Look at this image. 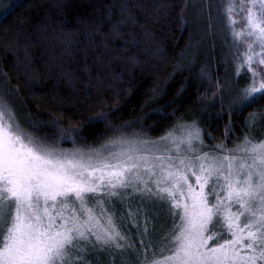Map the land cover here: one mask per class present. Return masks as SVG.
I'll return each mask as SVG.
<instances>
[{"label": "snow or ice", "instance_id": "6c2138e0", "mask_svg": "<svg viewBox=\"0 0 264 264\" xmlns=\"http://www.w3.org/2000/svg\"><path fill=\"white\" fill-rule=\"evenodd\" d=\"M18 7L0 12V22ZM220 7L235 73H250L229 103L243 109L264 99V0ZM15 94L0 88V264H93L92 256L129 250L135 264H264V138L245 133L232 147L205 150L192 122L156 140L133 134L77 145L76 127H60L59 139L36 134L42 123L20 119ZM249 119L255 126L264 110ZM105 120L104 112L89 118ZM146 203L164 205L171 219L155 242Z\"/></svg>", "mask_w": 264, "mask_h": 264}, {"label": "trees", "instance_id": "16d2710c", "mask_svg": "<svg viewBox=\"0 0 264 264\" xmlns=\"http://www.w3.org/2000/svg\"><path fill=\"white\" fill-rule=\"evenodd\" d=\"M191 1L8 0L0 12L14 2L21 7L0 22V82L15 89L11 99L20 119L41 122L36 134L54 139L60 127H76L75 142L85 146L118 132L159 137L190 118L209 144L242 139L264 99L229 107L250 73H235L221 0H201L200 31L188 11ZM100 112L107 120L90 123ZM60 143L73 147L71 140ZM145 207L153 216L147 239L155 242L171 219L164 205ZM135 233L133 227L138 240ZM122 257L135 264L131 250L90 259L122 264Z\"/></svg>", "mask_w": 264, "mask_h": 264}, {"label": "rangeland", "instance_id": "374dc122", "mask_svg": "<svg viewBox=\"0 0 264 264\" xmlns=\"http://www.w3.org/2000/svg\"><path fill=\"white\" fill-rule=\"evenodd\" d=\"M7 1L8 0H0V11H2V9L5 7ZM205 4H206V7L215 8L214 2L213 3L208 2V3H205ZM204 7H205L204 3H202L201 0H192L191 1V6L189 7V10H188L190 14L192 12L194 13L193 14L194 15L193 16V18H194L193 19V23H194V25L196 26V28L199 31L202 30L203 23H202L201 17H202V11H204ZM223 20H224L223 23H224V28H225V19H223ZM219 25L220 24L218 23V26ZM226 33H228V35L227 34L226 35L228 37V42H229L230 41V34H229V32L227 30H226ZM245 71L248 73L247 69ZM0 88H4V86H3V84L1 82H0ZM229 92H231V94H233L234 91H233V89H230ZM192 122H195V124L201 129V127L197 124V122H196V120L194 118L185 119L184 121L178 122L174 126H177L179 123H192ZM247 124L248 125L250 124V119L249 118L247 120ZM174 126L172 128H170L169 130L173 129ZM248 127H249V130H248L247 134H249V135H251V136H253L254 138H257V139L264 138V120L259 121L258 123L255 124V126H248ZM169 130H167V131H169ZM133 134H139L141 136V138H144V139L156 140L158 138V137L152 138V137H149L148 135H146L145 133H140V132H131V131L130 132H118V133H114L112 135H109L108 138L103 139L100 143H98L96 145H93L92 147H98L100 144H103L105 142V140L113 138V137H119L121 135L131 137V136H133ZM164 134H162L161 136H163ZM202 134H203V130H202ZM161 136H159V137H161ZM203 140H204L205 150L211 149L215 145L219 144V143H214V144L207 143L205 141V139H204V134H203ZM237 142H238V140L235 141L234 143H237ZM234 143L231 144V145H228V147H232L234 145ZM64 148H72V147H64ZM161 207H162V205H161ZM160 209L162 210V208H160ZM164 210H166V209H164Z\"/></svg>", "mask_w": 264, "mask_h": 264}]
</instances>
